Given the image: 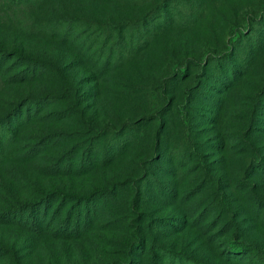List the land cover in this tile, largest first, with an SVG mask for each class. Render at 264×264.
Listing matches in <instances>:
<instances>
[{
    "label": "rangeland",
    "instance_id": "1",
    "mask_svg": "<svg viewBox=\"0 0 264 264\" xmlns=\"http://www.w3.org/2000/svg\"><path fill=\"white\" fill-rule=\"evenodd\" d=\"M161 1L0 0V116L25 97L55 93L17 126L11 142L2 143L0 208L49 190L79 195L102 187L111 194L94 206L87 226L69 232L63 219L76 198L66 200L59 215L37 211L40 228L20 221L30 211H15L12 222L0 215V244L10 247L0 264H117L127 255L132 264H165L150 255V243L159 256L160 247L177 251L173 256L183 264L190 257L208 264H264V175L246 168L250 157L264 159V114L251 109L264 85V0H178L150 43L100 66L97 54L104 55L114 40L105 44L107 26L112 31L141 18ZM66 17L73 33L62 32ZM13 50L52 69L15 75L25 65ZM3 51L8 54L2 59ZM224 54L244 71L223 85L210 81L219 86L210 89L215 104L194 88L219 69L226 72L216 62ZM142 116L147 121L130 132L132 143L113 162L70 169L73 144L101 143ZM44 135L49 143L32 156V144ZM162 150H191L190 163L175 173L158 170L173 195L142 190L148 159ZM136 184L142 193H135ZM231 236L250 243L257 257L247 252L228 259L223 247ZM138 238L145 245L139 255L131 243Z\"/></svg>",
    "mask_w": 264,
    "mask_h": 264
},
{
    "label": "trees",
    "instance_id": "2",
    "mask_svg": "<svg viewBox=\"0 0 264 264\" xmlns=\"http://www.w3.org/2000/svg\"><path fill=\"white\" fill-rule=\"evenodd\" d=\"M177 2L178 0H162L159 4L152 6V8L150 7L151 9L145 12V14L141 18H134L129 22L121 23L120 25L113 27L112 31L111 27L107 26L111 32V35L108 36V40L105 44H107L112 39L114 40L108 45V50L104 52V55L102 52L98 53L95 60L101 63L100 66L102 67H110L111 62L112 64H114L116 63V61H120L125 57H129L133 49H141L145 47L146 44L150 43V41L153 39V36L156 34L157 25L162 24L163 21H168L169 18L171 19L170 6ZM63 17H61V19ZM70 17H66L62 21V32L65 34L73 33L70 32L73 27L72 18ZM108 34L106 33V35ZM101 36L103 37V35H99V38H102ZM83 42L80 43L81 47L83 45ZM13 51H10V53H12V55L13 53H16L17 59L21 61V64L25 65L22 69L16 72L15 75L20 74L21 76L26 77L29 74L32 75V77H35L40 74L47 73L52 69L50 64L44 60L33 56L28 57L17 50L14 52ZM6 53L7 52L5 51L2 52V59L3 57H5V55L8 54ZM219 58L220 59L216 60L217 65L224 67V69H226V72L224 73L221 69H219L218 73L209 75V78H207L209 80L201 81L194 88L196 96L203 97L206 101H212L215 104H217L218 97H215L214 99V94L210 89L218 88L219 86L212 84L210 81L216 80L221 83V85H223L226 79L229 80L244 71H239L240 65L233 60H229L230 57H228V54H224ZM175 74L177 73L175 72ZM175 74L173 76H175ZM261 88L259 90V96L256 98V104L254 105L252 103L251 109L255 111L258 110V114L263 115L264 101H260L259 104H257V101H259L261 99V96L264 95V85ZM54 95L55 93L51 91H45L40 94L30 95L17 102L13 108L7 110L3 115L0 116V159H2L3 157V149L1 148L2 143L11 142L16 132L17 126L22 123L24 119H30L34 115L33 110H41L46 105L47 101H49L50 96ZM23 107H25L27 111L24 115L22 113ZM143 118L144 117L142 116L134 122L130 121L123 123L119 129H114L111 132L110 139L106 136L103 138L101 143L99 140H95L91 142L86 141L73 144L72 154H70L72 156V166L70 169L72 171L82 168L87 169L88 167L97 164L106 165L113 162L118 156L123 154L128 149L130 143H132L133 141L130 137V132H133V130L137 129L140 130V125L142 124V122L147 121L143 120ZM261 121H264V119H261ZM261 128H264V126H262ZM98 136H100V134ZM48 143L49 139L47 140V135L40 137L37 140V143L32 144L34 151L31 155L33 156L39 150L44 149ZM158 153L159 154L157 158H155L154 155L153 157H150L148 159L147 164H149L143 170V172H146V174H143L145 188L142 190L146 191L147 189H153L154 187L156 191L173 195L175 193L174 189L166 182H163L162 180L157 178L158 170H167L169 171V173H175L176 171H178V168H182L190 163V161L192 160V155L190 154L191 150H180L179 153L174 154H172L171 152H166V150H162ZM153 161H159L160 163H156ZM174 162H176V166L174 165ZM191 166L186 167L191 168ZM246 166L247 170H253V168H257L259 169L261 174L264 175V159L262 160V158L250 157L247 161ZM150 180L151 182L149 184L151 185H147V182ZM153 180L155 182H152ZM142 190H140L138 184H136L135 193L139 191H141L142 193ZM109 192L110 191L108 189L102 187L79 195L61 190L43 191L39 196L33 197L22 203H18L17 205L0 208V215L7 216L5 221L12 222L14 219L13 215H16L15 211H30L28 216H22L20 214V221H22L23 224L40 228L43 221L39 220V217L36 216L35 213H37V211H42L44 213V216H47L50 209H52V212H54L55 215H59L66 203V200H73V198H76L78 202H73V204L69 206V218L63 219V221L65 222L68 221V225H71V227L68 228V232L74 231L75 229L80 228V225L81 227H84L85 225L87 226L90 223V221L93 219L94 206L97 205L98 201H100L101 199L106 200L108 198H111V194ZM67 196H70V199H66L65 197ZM59 197L60 200L63 198V201H59V204L55 208H52V202ZM131 243L134 246L136 245L139 250V252L133 251V253L139 255V253H143L145 251V245L143 244L141 239L138 238L137 240H133ZM153 245L154 243H150L149 253L151 256H155L158 260L162 258L165 264H183V262H180L179 260L178 262H176V256H173L174 254H179L177 253V251L160 247L164 250L161 252L159 251L160 253H162L161 256H159V254H157V252L153 250ZM250 245V243L244 240H237L235 239V237L231 236L224 241L223 250L225 252V256L231 260H237L240 253L246 254L247 252H254L252 256L257 257V251ZM8 250H10V247L0 244V254H4ZM125 258L127 260H118L117 264H132L131 261L133 260V258L131 256L127 255L125 256ZM188 259V262L185 261L184 264H208L200 259L192 257ZM254 261L258 262V260Z\"/></svg>",
    "mask_w": 264,
    "mask_h": 264
}]
</instances>
